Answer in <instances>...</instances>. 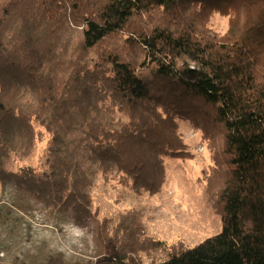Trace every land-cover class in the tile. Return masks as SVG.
<instances>
[{
	"label": "trees",
	"instance_id": "obj_1",
	"mask_svg": "<svg viewBox=\"0 0 264 264\" xmlns=\"http://www.w3.org/2000/svg\"><path fill=\"white\" fill-rule=\"evenodd\" d=\"M214 14L229 19L223 34ZM183 122L211 144L221 135L202 178L221 228L146 264H264V0H0V183L84 225L97 173L161 191L165 160L194 156ZM44 138L43 167L9 169ZM142 218L102 216L108 264H144L164 244Z\"/></svg>",
	"mask_w": 264,
	"mask_h": 264
},
{
	"label": "rangeland",
	"instance_id": "obj_2",
	"mask_svg": "<svg viewBox=\"0 0 264 264\" xmlns=\"http://www.w3.org/2000/svg\"><path fill=\"white\" fill-rule=\"evenodd\" d=\"M229 19L214 14L209 29L223 34ZM208 127V126H207ZM182 136L194 156L165 160L166 179L159 193L135 195L116 181L104 182L94 176L90 193L94 200L91 216L84 225H76L70 209L46 207L26 192L16 191L10 182L0 183V264H47L50 258H63L65 264H108L112 247L98 237L102 216L138 208L148 237L157 242L139 253L146 264L163 260L172 246L192 247L219 232L220 216L206 202L203 176L212 166L210 154L222 149L221 135L213 141L183 122ZM46 138L24 158L13 155L9 169L21 166L43 167Z\"/></svg>",
	"mask_w": 264,
	"mask_h": 264
}]
</instances>
